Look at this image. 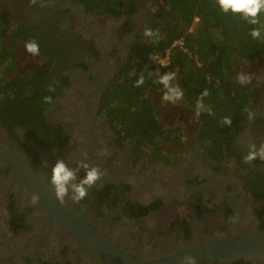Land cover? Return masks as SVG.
<instances>
[{"label": "flooded vegetation", "instance_id": "obj_1", "mask_svg": "<svg viewBox=\"0 0 264 264\" xmlns=\"http://www.w3.org/2000/svg\"><path fill=\"white\" fill-rule=\"evenodd\" d=\"M115 4L113 14H95L79 0H0V48L13 55L7 79L44 78L29 107L0 105V145L41 174L55 204L132 259L162 260L240 232L264 233V56L237 78L251 86L254 106L232 158L217 162L203 152L197 130L207 114L185 143L181 136L146 148L121 133L106 99L137 51L156 45L151 30L178 18L163 0ZM38 197L0 165V264H106ZM206 264H264V254Z\"/></svg>", "mask_w": 264, "mask_h": 264}, {"label": "trees", "instance_id": "obj_2", "mask_svg": "<svg viewBox=\"0 0 264 264\" xmlns=\"http://www.w3.org/2000/svg\"><path fill=\"white\" fill-rule=\"evenodd\" d=\"M79 1L95 14L116 11V0ZM163 2L177 23L151 30L156 45L137 51L128 73L108 95L106 110L121 133L141 146L178 140L185 127L166 126L150 97L151 91H161L177 78L188 108L207 114L197 130L205 155L217 162L232 158L237 129L252 117L254 92L231 73L236 66L254 64L264 56V0ZM178 41L183 45L174 46ZM167 56L164 65L161 60ZM12 57L10 50L0 48V105L23 110L36 102L33 95L44 78L9 81Z\"/></svg>", "mask_w": 264, "mask_h": 264}, {"label": "water", "instance_id": "obj_3", "mask_svg": "<svg viewBox=\"0 0 264 264\" xmlns=\"http://www.w3.org/2000/svg\"><path fill=\"white\" fill-rule=\"evenodd\" d=\"M0 165L9 168L27 186L34 190L44 204L46 210L52 211L53 220L69 236L81 244L92 256L106 264H206L232 257L264 254V233L240 232L231 237L193 246L190 249L172 254L162 260H136L120 252L99 233L95 232L81 217L68 210L59 202L51 187L45 182L41 174L31 168H24V159L16 152L0 145ZM38 182L40 186L36 185Z\"/></svg>", "mask_w": 264, "mask_h": 264}, {"label": "rangeland", "instance_id": "obj_4", "mask_svg": "<svg viewBox=\"0 0 264 264\" xmlns=\"http://www.w3.org/2000/svg\"><path fill=\"white\" fill-rule=\"evenodd\" d=\"M261 28L264 29V22H262ZM166 58L162 59L161 62L166 64ZM244 66V64L236 66L234 71H232L231 76L242 78L248 74L249 71ZM1 72H4V70ZM13 75H16V73H13L11 76ZM150 97L154 101L158 115L165 125L171 126L174 123L176 124L180 119L182 120L180 124L183 125L185 129L183 128V130H181V136L186 137L181 141L182 143H185L188 139L191 128H194L197 125L196 118L198 116L202 117V115L206 114V112H202L201 110L196 111L193 108H188L177 78L169 80L168 86L161 91H151Z\"/></svg>", "mask_w": 264, "mask_h": 264}, {"label": "built area", "instance_id": "obj_5", "mask_svg": "<svg viewBox=\"0 0 264 264\" xmlns=\"http://www.w3.org/2000/svg\"><path fill=\"white\" fill-rule=\"evenodd\" d=\"M177 45H180V46H182V45H183V42H182V41H178V42H176V43H175V45H174V46H177ZM166 59H167V63H168L169 57L167 56V58H166ZM162 63H163V62H162ZM167 63H166V64H167ZM163 64H164V63H163ZM164 65H165V64H164Z\"/></svg>", "mask_w": 264, "mask_h": 264}]
</instances>
